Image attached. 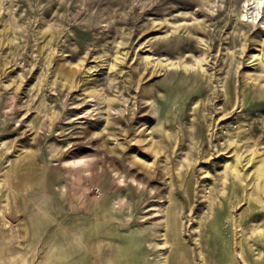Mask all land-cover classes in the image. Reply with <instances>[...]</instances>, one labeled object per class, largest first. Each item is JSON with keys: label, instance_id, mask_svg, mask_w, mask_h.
<instances>
[{"label": "rangeland", "instance_id": "obj_1", "mask_svg": "<svg viewBox=\"0 0 264 264\" xmlns=\"http://www.w3.org/2000/svg\"><path fill=\"white\" fill-rule=\"evenodd\" d=\"M260 4L0 0V264H264Z\"/></svg>", "mask_w": 264, "mask_h": 264}, {"label": "bare ground", "instance_id": "obj_2", "mask_svg": "<svg viewBox=\"0 0 264 264\" xmlns=\"http://www.w3.org/2000/svg\"><path fill=\"white\" fill-rule=\"evenodd\" d=\"M263 4H260L258 6V12L259 13H262L264 11V8H262ZM262 8V9H261ZM232 170H233V175L235 176V191L237 192V187L239 188V183L238 181L240 179H242V172H241V169L239 168L238 170V165L237 164H232ZM258 172V176L260 177V179L264 182V166L263 164H261L259 166V169L257 170ZM258 190H260L259 193H257L256 195H253V194H250V197H249V200L251 202L250 204V207L247 211V216H250V217H254L255 215L261 213V214H264V197H263V192H264V185H261L260 187H258ZM234 193V192H233ZM239 195V194H237ZM259 202V204L261 203V205L257 204ZM259 210V213H257L256 211ZM245 214V215H246ZM235 217V216H234ZM237 219V218H236ZM234 219V224L237 225L238 224V220ZM245 216L242 217V220H241V223L242 221L244 222L245 220ZM233 220V219H232ZM247 220V219H246ZM174 225H175V221H174ZM229 228V227H228ZM173 227H171V231H172ZM249 229V228H248ZM250 230V229H249ZM264 230V229H263ZM249 232V231H248ZM264 233V231H262ZM252 236H254L252 234ZM254 238V237H253ZM177 239L178 237L175 236V240H176V244H177ZM252 239V238H251ZM240 243V242H239ZM207 244V243H206ZM178 246H179V243H178ZM246 250V249H245ZM242 255V254H241ZM210 256V255H209ZM212 258V256H211ZM233 258V257H232ZM209 259V258H208ZM211 260V259H210ZM209 261V260H208ZM259 264V263H258Z\"/></svg>", "mask_w": 264, "mask_h": 264}]
</instances>
